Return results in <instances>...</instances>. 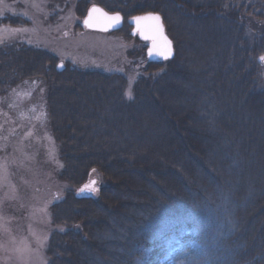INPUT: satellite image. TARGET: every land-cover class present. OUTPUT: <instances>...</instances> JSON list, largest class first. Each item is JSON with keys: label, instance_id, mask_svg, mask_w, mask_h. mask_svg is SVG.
Masks as SVG:
<instances>
[{"label": "trees", "instance_id": "trees-1", "mask_svg": "<svg viewBox=\"0 0 264 264\" xmlns=\"http://www.w3.org/2000/svg\"><path fill=\"white\" fill-rule=\"evenodd\" d=\"M91 2L125 20L160 13L175 54L149 60L124 23L115 32L141 45L127 53L141 56L127 96L123 73L0 45V95L43 83L69 185L51 205L62 228L47 264H264V0H77L79 17ZM17 23L27 21L0 17ZM183 23L200 47L184 45ZM95 172L96 191L77 192Z\"/></svg>", "mask_w": 264, "mask_h": 264}, {"label": "rangeland", "instance_id": "rangeland-1", "mask_svg": "<svg viewBox=\"0 0 264 264\" xmlns=\"http://www.w3.org/2000/svg\"><path fill=\"white\" fill-rule=\"evenodd\" d=\"M76 2L0 0V17L19 15L27 21L0 25V45L21 41L38 46L58 58V67L67 61L81 69L123 73L130 96L131 85L141 73V56L135 65L134 57L127 53L138 51L140 43L116 32L78 29L81 17ZM174 21L181 23L182 19ZM182 25H186L184 45L200 47L202 37L188 24ZM175 32L178 34L177 29ZM44 93L41 81L24 80L0 95V264H47L48 238L53 230L62 228L52 225L50 211L69 185L59 179L62 163L49 130ZM97 181L95 172L87 184L75 190L96 189Z\"/></svg>", "mask_w": 264, "mask_h": 264}, {"label": "snow or ice", "instance_id": "snow-or-ice-1", "mask_svg": "<svg viewBox=\"0 0 264 264\" xmlns=\"http://www.w3.org/2000/svg\"><path fill=\"white\" fill-rule=\"evenodd\" d=\"M94 14H99L98 16ZM2 15V13H0ZM120 16L114 15L109 16L107 13L101 12L100 9L92 8L89 12V16L85 19L84 24L86 27H91L95 23H103L105 28L112 27L115 24L120 22ZM134 20L137 25V30L141 35L148 40L152 41V51L159 56L168 58L171 54V45L167 37L164 35L163 27L161 24V17L159 15H145L134 17ZM7 31H20V29H7ZM147 33V34H145ZM261 61H264V56L260 57ZM86 188L88 186H85ZM84 189H81L83 191ZM90 191L95 192V188L89 189Z\"/></svg>", "mask_w": 264, "mask_h": 264}, {"label": "water", "instance_id": "water-1", "mask_svg": "<svg viewBox=\"0 0 264 264\" xmlns=\"http://www.w3.org/2000/svg\"><path fill=\"white\" fill-rule=\"evenodd\" d=\"M92 8L100 9L101 12H103V13H107L109 16L119 15L120 18H121V19H120V22H119L118 24L113 25L112 27H107V28H105V26H104L103 23H95V24H94L93 26H91V27H86L85 24H84V21H85V19L88 18V16H89V12H90V10H91ZM150 14H151V15H159V16L161 17V15H160L159 13H156V12H148V13H146V14H142V15H135V16L132 17L131 20H129V24L132 25L131 33H132V34H135V33L137 32V35L139 36V38H141V39H143V40H148V39H145V38L141 35V33L137 30V25H136V22H135V20H134V17H137V16H145V15H150ZM94 15L98 16L99 14H94ZM123 20H124V19H123V16H122V14H121L120 12H109V11H107L106 9H104L103 7H101L100 5H96V4H94V5H91V6L88 8V10H87V12H86V14H85V16H84V18H83V20H82V23H83V25H84L86 28L91 29V30H97V31H108V30H116V29L120 28V27L123 25ZM161 24H162V27H163L164 35L167 37V39H168V41L170 42V45H171V54L168 56V59H169V58H172V57L174 56V47H173L172 40L170 39V37L167 35V33H166V31H165V26H164V23H163L162 17H161ZM145 34H147V33H145ZM151 49H152V41H151V40H148V43H147V46H146V49H145V53H146V55H147L150 59H155V58H159V57L164 59V57L157 55V54L155 53V51H152L151 54H150V50H151Z\"/></svg>", "mask_w": 264, "mask_h": 264}, {"label": "bare ground", "instance_id": "bare-ground-1", "mask_svg": "<svg viewBox=\"0 0 264 264\" xmlns=\"http://www.w3.org/2000/svg\"><path fill=\"white\" fill-rule=\"evenodd\" d=\"M261 56V55H260ZM260 58V57H259Z\"/></svg>", "mask_w": 264, "mask_h": 264}]
</instances>
